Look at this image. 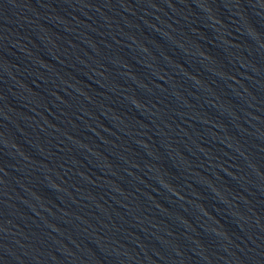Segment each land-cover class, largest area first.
<instances>
[{"label":"water","instance_id":"1","mask_svg":"<svg viewBox=\"0 0 264 264\" xmlns=\"http://www.w3.org/2000/svg\"><path fill=\"white\" fill-rule=\"evenodd\" d=\"M0 264H264V0H0Z\"/></svg>","mask_w":264,"mask_h":264}]
</instances>
